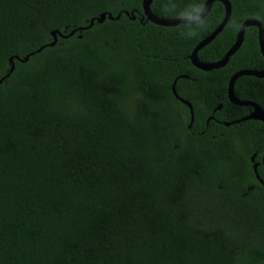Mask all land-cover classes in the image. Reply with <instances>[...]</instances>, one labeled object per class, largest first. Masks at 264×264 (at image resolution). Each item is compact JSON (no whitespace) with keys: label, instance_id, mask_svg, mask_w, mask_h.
I'll return each instance as SVG.
<instances>
[{"label":"trees","instance_id":"16d2710c","mask_svg":"<svg viewBox=\"0 0 264 264\" xmlns=\"http://www.w3.org/2000/svg\"><path fill=\"white\" fill-rule=\"evenodd\" d=\"M205 1L150 10L192 18ZM228 1L200 62L245 20L264 29V0ZM224 15L215 1L167 27L142 0H0V264H264V123H232L252 108L227 96L235 72L264 69L258 28L223 67L189 58ZM233 93L264 110V77Z\"/></svg>","mask_w":264,"mask_h":264},{"label":"water","instance_id":"95a60500","mask_svg":"<svg viewBox=\"0 0 264 264\" xmlns=\"http://www.w3.org/2000/svg\"><path fill=\"white\" fill-rule=\"evenodd\" d=\"M215 1H220L223 4V6L225 8L224 18H223L222 22L218 25V27L209 36H207L205 39H203L201 42H199L195 46V48L192 50V52H191V54L189 56L192 65L195 66L198 69L205 70V71H210L212 69H217V68L223 67L228 62L230 56L240 47V45H241V43L243 41L244 31L249 26H256L258 28L259 48H260V52H261L262 56L264 57V29H263L262 25L260 24V22L258 20L247 19V20L244 21V23L241 25V27H240V29L238 31L236 42L227 51V53L225 54V56L221 60H219L217 62H212V63H204V62L198 61L197 52L201 48H203L205 45L210 43L216 37V35L226 25V23H227V21H228V19L230 17L231 5H230V2L228 0H206L205 3H204V6L202 8V11L197 16H194L192 18H172V19L171 18H160V17L154 15L151 12V10H150V4H151L152 0H142L143 17L146 18L147 21H150V22H152V23H154L156 25L167 26V27L168 26H177V25H179L181 23H183V24L196 23V22L201 21L208 14V12L211 9L212 4ZM105 17H106V15L103 13L98 18L97 21L98 22H102L105 19ZM108 18L109 19H114L111 16V14L108 15ZM117 18H119V15L115 19H117ZM93 21H94L93 19L90 20L89 26L80 28V30H84V29H87L90 26H92ZM58 34H59L58 31L52 32V36L54 37V40L51 43L48 44L49 46H53L57 42V35ZM72 34H73V32H71L68 35H72ZM68 35H65V37H67ZM26 59H28V57H26ZM11 60H12V58H10V61ZM19 60L22 61L23 59L20 58ZM12 69H13V65L11 67V70ZM243 75H245V76H254V77H257V78H263L264 77V69L263 70H259V71H257V70H240V71L235 72L231 76V78H230V80L228 82V90H227V96H228L229 101L232 104H235V105H238V106H250L252 108V111L250 112V114L248 116H246V117H244L242 119L236 120V121H234L232 123H239L240 121L249 120V119L259 120V121L264 123V110H263V108H261L258 104L254 103V102H251V101L238 100L234 96V93H233L234 83L239 77H241ZM7 76H8V74H7ZM176 79L173 81L172 86H171L172 94L174 95V97L176 99H178L180 102H182L183 104H185L189 108L190 117H191L190 118V125H191V123L193 121L192 106H191V103L188 100L182 99L177 94L176 89H175ZM219 108H220V105L216 107V109H219ZM232 123H225V125L229 126ZM254 156H255V154L251 157V161L254 160ZM257 164L258 163H254L253 164V169H254L255 173H256ZM261 164H262L263 169H264V153L262 155ZM256 176L259 179V181L261 183H263L262 180L258 177L257 173H256Z\"/></svg>","mask_w":264,"mask_h":264},{"label":"flooded vegetation","instance_id":"af4514ba","mask_svg":"<svg viewBox=\"0 0 264 264\" xmlns=\"http://www.w3.org/2000/svg\"><path fill=\"white\" fill-rule=\"evenodd\" d=\"M260 159H261V158H260ZM253 162H254V160H253ZM256 163H258V164H257V166H256V168H257V167H258V165H259V166H261V168L263 169V166H262V164H261V161H259V162H256ZM263 170H264V169H263ZM258 177H259V176H258ZM256 178H257V177H256ZM257 180H258V178H257ZM258 181H259V180H258Z\"/></svg>","mask_w":264,"mask_h":264}]
</instances>
